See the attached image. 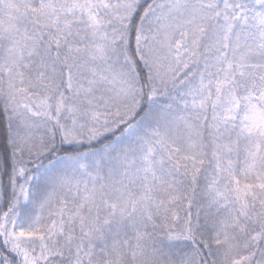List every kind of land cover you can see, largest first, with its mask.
Instances as JSON below:
<instances>
[{
	"label": "snow or ice",
	"instance_id": "6c2138e0",
	"mask_svg": "<svg viewBox=\"0 0 264 264\" xmlns=\"http://www.w3.org/2000/svg\"><path fill=\"white\" fill-rule=\"evenodd\" d=\"M0 264H264V0H0Z\"/></svg>",
	"mask_w": 264,
	"mask_h": 264
}]
</instances>
